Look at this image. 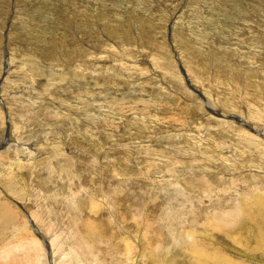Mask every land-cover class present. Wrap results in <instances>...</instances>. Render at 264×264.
Wrapping results in <instances>:
<instances>
[{
    "label": "rangeland",
    "instance_id": "obj_1",
    "mask_svg": "<svg viewBox=\"0 0 264 264\" xmlns=\"http://www.w3.org/2000/svg\"><path fill=\"white\" fill-rule=\"evenodd\" d=\"M75 6L76 8H74ZM83 12L86 14L91 12L88 15L95 18L89 23V27L95 26L98 38L95 37L96 41L94 42L100 47L93 45L92 40H89L91 33L87 27L88 24L85 25L84 17L87 15H84ZM68 18L70 21L67 20ZM177 23L179 25L176 26ZM177 30L189 39L198 40L199 45H202L200 49L205 51L204 54L196 53L199 59L204 61L200 60V70L205 67L209 70L218 68L214 63L215 55H212L211 52L217 53L225 49L223 51L225 54L232 53L235 58L231 61L230 70L234 73H232L233 78H236L235 84L233 85V82H230L225 76L226 84L223 86L210 85L208 87V79L201 77L203 72H191L186 69V65L183 63V66L179 61L178 51L172 47L174 43L172 36L178 34L174 33ZM118 31L126 44L135 46L134 52L139 49L145 52V54H137V61L139 65L143 66L146 65L144 57L149 56L150 60L151 55L147 52H152L153 59L158 58L152 48L153 37L151 36L159 34L157 42L160 55L164 57L161 65L167 72L173 73L172 71L175 70L178 74L167 73V77L172 79L163 80V84L160 86H157L158 83L153 85L148 81L147 76L133 79L136 83L142 80L141 88H135L136 85L133 82L128 84L126 75L121 76L120 73L112 69L110 63L113 58L103 57L101 54V51H104L101 48L106 45V42L119 48L117 40H115V34ZM86 32L89 34L87 35ZM125 35L126 37H124ZM143 37L144 39H142ZM89 44L90 46H88ZM75 49L79 54L77 57L84 58L69 61L67 56L72 54ZM149 49L150 51H148ZM95 55L97 56L95 57ZM123 55L120 49L119 56L123 58ZM81 61L87 62L78 66L80 72L77 74L71 72V63L76 67L77 63ZM225 63L222 64V67L225 66ZM78 74L80 75L78 76ZM73 76H76L75 79ZM92 77L94 78L91 80ZM244 78L247 80L246 82ZM192 80L194 83H190ZM166 83V87H169L166 88L168 91L165 89ZM202 84L207 86H202ZM263 86L264 0H0V142L3 140H12V144L19 142L9 151L0 145V201L11 207L19 219L22 217V222L25 221L24 216L17 210L28 214H33L31 212L33 209H56L59 213L68 211L71 224L75 219L80 222V225L79 223L75 224L80 236L83 239L91 238L89 240L92 243L98 244L99 241H103L105 244L99 249L105 252V257H111L115 262L119 261L120 264H152L153 261L149 258L151 252L155 255L153 250L157 243L164 248L163 251L159 250L160 253L157 256L165 264L164 262H168L170 255H177L180 248L188 247L185 236L188 233L192 234L194 230L197 232L195 235L199 242H204L201 237V235L204 236L203 232L209 231L208 233L213 234V239L208 238L204 242L211 243L207 246L212 248L209 249L210 251L214 250L213 253L218 251L231 260L243 264H264V253L254 254L247 247L245 248L243 241L247 235L243 230L245 227L244 215H246L244 209L246 208H240L241 212L238 210L240 206L237 205L243 204L241 199L245 195L253 193L254 197H251L254 202L257 197L262 196L256 192V188H261L264 191V159L260 158V155L255 152L256 150L253 152L247 143L219 130L218 125L212 122V117H205L208 111L200 107L204 100L192 91V88H197L196 90L205 94L203 96L210 103L213 102L211 98H207L208 92L218 93L216 94L218 100L216 104L228 102L231 108H237L236 114L244 120H248L246 115L251 113L253 117L258 118L255 122L261 127L264 125ZM218 90H223L224 95ZM191 93L196 98L189 97ZM246 95H251V100L250 97H245ZM202 98L204 99V97ZM117 108L118 110H116ZM71 110L74 111L70 112ZM77 112L79 114H76ZM63 113L66 115L63 116ZM108 113L111 114H109L111 117ZM233 116L236 117V115ZM76 117L82 118L78 122ZM133 120L135 123H132ZM140 120L142 121L140 122ZM210 123H212L211 126ZM134 124L135 127L137 126L136 128L133 126ZM199 125L200 128L196 127ZM79 127H81L80 130ZM207 127L210 129L207 130ZM137 128L140 129L135 132ZM261 128L263 129L264 126ZM187 135L192 139L186 138ZM176 138L178 139L174 140ZM100 139L104 144L99 141ZM196 142H199V146ZM191 147L193 152L190 151ZM34 148H38L39 152H35L32 156L31 151ZM55 148L58 149V159H56ZM184 149L188 150L187 154ZM241 151L244 155L248 153L250 159L244 156ZM47 153L49 155H46ZM70 153L73 155L69 156ZM147 155L149 156L147 157ZM210 156L213 157V160L208 158ZM244 157L246 159H243ZM40 158H45L46 163L40 161ZM50 161L53 165L49 163ZM17 162L20 163V166L16 165ZM11 164L14 176L13 174L10 176L6 172L11 168ZM248 173H250L249 176ZM2 174L4 175L2 176ZM33 181L34 183H32ZM25 183H27L26 186ZM237 185L239 186L236 187ZM27 187L30 188L31 193L33 192L30 196ZM84 187L90 189L94 196L91 198L87 196ZM31 189L33 190L31 191ZM42 189H47L49 194L58 192L62 196L70 195L72 197L74 194H78L76 202L79 210L64 208L57 203V200L53 201L55 204L52 205V202L46 201ZM11 192L23 199L12 197ZM106 196H111L108 202L116 216L117 226L120 225L119 228L115 225L111 226L107 219L102 220L104 211L102 209L106 208L100 204V201L106 200ZM236 196L238 197L236 198ZM247 199L246 201L251 202V199ZM58 201L61 200L58 199ZM94 201L99 202V212H93V208L90 209L91 202L92 204L96 203ZM232 210L241 213L237 218H231L234 220L239 218L232 224L235 226L232 231L233 236L243 245L228 239L220 230L214 231L209 221L205 225L208 227L206 229L208 231H204L202 228L207 212H216L217 216L218 213L227 215L226 213ZM105 214L109 216L110 212ZM45 216L48 217V221H52L49 214ZM90 220L91 225L95 226L91 231L86 227V223ZM144 220L145 222H143ZM183 226L186 231L181 228ZM25 227L28 231L30 227L34 229L33 226ZM100 228L103 230L102 233L96 231ZM119 231L121 232L119 233ZM175 231L178 235L184 233V239L178 240L179 244L172 239ZM112 232L119 233L125 241L135 245L132 254L128 253L126 249H123L120 255L115 252V243L110 238ZM30 233L31 231H29ZM22 236L26 237V234L23 233ZM130 236L132 238L129 239ZM4 241V236H0V245ZM228 245L229 247H226ZM261 245H264V242ZM43 246L45 252L52 255L51 258L47 257L49 264L50 261L51 264H54L55 262L52 261H55L54 252L50 247V241L47 240L46 245ZM98 247L99 245L92 249L94 253H99ZM174 249L173 253L166 255V251ZM137 253L142 255L141 260L136 257ZM128 259L132 262L127 261Z\"/></svg>",
    "mask_w": 264,
    "mask_h": 264
},
{
    "label": "bare ground",
    "instance_id": "obj_2",
    "mask_svg": "<svg viewBox=\"0 0 264 264\" xmlns=\"http://www.w3.org/2000/svg\"><path fill=\"white\" fill-rule=\"evenodd\" d=\"M105 5V4H104ZM76 8V6L74 7ZM78 8V7H77ZM82 8V7H81ZM86 9V8H85ZM93 10V9H92ZM238 10V9H237ZM90 11V10H89ZM94 12V11H93ZM80 14V12H78ZM84 13V12H83ZM82 13V14H83ZM86 13H84L85 15ZM88 14H91L88 13ZM86 14L87 16L84 17V22L86 23L85 25L88 24V28H89V32L91 33V39L89 38V40H92V44L93 45H97L94 41L95 40V37L98 38V35H97V31L94 27H89V23H91L92 20H94L95 18H93V16L91 15H88ZM246 15V14H245ZM72 17V15H70ZM97 16V15H96ZM78 17V16H76ZM83 17V16H82ZM95 17V16H94ZM74 18V17H73ZM75 19V18H74ZM81 19V18H80ZM102 19V18H101ZM188 19V18H187ZM67 20L70 21V19L68 18ZM78 20V19H77ZM76 20V21H77ZM79 22H82V21H79ZM69 23V22H68ZM100 23V22H99ZM143 23V22H142ZM181 23V21H180ZM186 23V22H185ZM101 24V23H100ZM167 24V23H166ZM183 24V23H182ZM65 25V24H64ZM71 25V22L69 24V26ZM179 25V23L176 24V26ZM73 26V25H72ZM81 26V25H80ZM104 26V25H103ZM110 26V25H109ZM137 26L139 27V25L137 24ZM175 26V25H174ZM101 27V25H100ZM131 27V26H130ZM208 27V26H207ZM184 28V27H183ZM186 30V29H185ZM104 31V30H103ZM140 31V30H139ZM105 32V31H104ZM87 35L89 34L88 32H86ZM130 33V32H129ZM132 33V32H131ZM130 33V34H131ZM174 33H178L176 36H172L173 37V45L172 47L178 51V57L179 58V61L180 63L183 65V63L186 65L185 68L186 69H189L191 72H203V76L201 77H204V78H207L208 80V87H210V85H215V86H223L225 83L224 81V77L227 76L229 81L230 82H233V85L235 84V79L236 78H233L234 77V73L231 72L230 70V67H231V61L235 58L234 55L232 53H226L223 52V51H219L217 53L215 52H211L212 55H215V65L218 67L216 70H212L210 68H203L202 70H200V60L199 57L197 56V52H201L202 54H204V50L200 49V47L202 45H199L198 43V40L194 41L193 39H189L187 38V36L182 33L179 32V30L177 31H174ZM70 34V33H69ZM83 35V34H82ZM75 36V35H74ZM101 36V35H100ZM105 37V35H103ZM159 34L156 35V36H151L153 37V47L154 48V51L156 52L158 58H154L153 59V55L149 52H147L150 56V60L148 59V57H144L145 60H146V65L143 66V65H139V62L137 61V54H145L144 51L142 50H138V51H135L134 52V48L135 46H132V45H129V44H126L122 38V35L120 33V31H118V33L115 34V40H117V45L119 46V48L117 47H114V46H111L108 44V42H106V45L103 46L101 48V50L103 49L104 51H101V54L102 56H110L111 58H113L112 62L110 63L112 65V69L113 70H116V72L120 73L121 76L123 75H126L127 79H126V82H133L136 87L135 88H138L141 86H143V82L142 80L141 81H138L137 83L133 81V79L135 77H145L147 76L148 77V81H150L153 85L155 83H158L157 86H160L162 85V81L163 80H166V81H169L170 78L167 77V72L164 67L161 65L164 61V57L162 55H160V51H159V45H158V42H157V38H158ZM163 36V35H162ZM194 36V35H193ZM80 37V36H79ZM82 37V36H81ZM88 37V36H87ZM126 37V35L124 36ZM165 37V36H164ZM75 38V37H74ZM86 38V37H85ZM132 38V37H131ZM61 39V38H60ZM77 39V38H75ZM80 39V38H78ZM144 39V37L142 38ZM162 39H164L162 37ZM185 39V41H184ZM107 40V39H106ZM113 40V39H112ZM139 40V38H138ZM100 41V40H99ZM108 41V40H107ZM110 41V39H109ZM132 41V40H131ZM145 41V40H144ZM202 41V40H201ZM84 42V41H83ZM62 43V42H61ZM91 43V42H89ZM111 43V42H110ZM151 43V42H150ZM167 43V42H166ZM88 44V43H87ZM91 44V45H92ZM169 44V43H168ZM61 45V44H60ZM59 45V46H60ZM64 45V44H63ZM81 45V43H80ZM170 45V44H169ZM90 46V44L88 45ZM151 46V45H150ZM64 47V46H63ZM96 47V46H95ZM97 47H100L97 45ZM96 47V48H97ZM145 47V46H144ZM148 47V46H146ZM82 48V47H80ZM79 48V49H80ZM202 48V47H201ZM58 49V48H57ZM84 49V48H82ZM91 49V48H90ZM98 49V48H97ZM120 49L122 50L123 52V58H121L119 56V51ZM151 49V48H150ZM150 49L148 51H150ZM171 49V48H170ZM206 49V48H205ZM87 50V49H86ZM100 50V49H99ZM145 50V49H144ZM74 51V50H73ZM80 51V50H79ZM85 51V50H84ZM83 51V52H84ZM90 52V50H88ZM93 51V50H92ZM91 51V52H92ZM171 51V50H170ZM71 52V51H70ZM69 52V53H70ZM77 49H75V51L70 54L71 55V58H70V55L67 56V59L69 61L71 60H74V59H77V58H84L82 56L80 57H77L79 54H77ZM88 52V54H89ZM144 52V53H143ZM81 53V52H80ZM87 53V52H86ZM96 53V52H95ZM82 54V53H81ZM80 54V55H81ZM93 54V53H91ZM99 54V53H98ZM208 54V53H207ZM136 55V57H135ZM199 55V54H198ZM28 56V55H27ZM85 56V55H84ZM91 56V55H90ZM97 55H95L96 57ZM146 56V55H145ZM94 57V55H93ZM143 57V56H142ZM206 58V56H204ZM208 57V56H207ZM211 57V56H210ZM28 58V57H27ZM92 58V57H91ZM143 58V60H144ZM171 58V57H170ZM59 59V58H58ZM99 59V58H98ZM204 59V58H203ZM208 59V58H207ZM211 59V58H209ZM250 59V58H248ZM96 60V59H95ZM110 60V59H109ZM168 60V59H167ZM245 60V59H244ZM124 61V62H122ZM141 61V60H140ZM151 61V62H149ZM203 61V60H201ZM211 61V60H210ZM63 62V61H62ZM87 61H81V62H78L77 63V66L75 67V64H72L70 65V68H71V72H73L74 74H77L79 71V65H81L82 63L86 64ZM96 62V61H95ZM103 62V61H102ZM127 62V63H125ZM145 62V61H143ZM177 62V61H175ZM204 62V61H203ZM225 63V66L222 67V64ZM247 62V61H246ZM249 62V61H248ZM252 62V61H251ZM142 63V61H141ZM95 64V63H93ZM109 64V63H108ZM178 64V63H176ZM203 64V63H202ZM206 64V63H204ZM23 65V64H22ZM27 65V64H26ZM207 65V64H206ZM213 65V64H212ZM211 65V66H212ZM243 65V64H242ZM248 65V64H247ZM250 65V63H249ZM252 65V63H251ZM254 65V64H253ZM67 66V65H66ZM88 66V65H87ZM184 66V65H183ZM202 66V65H201ZM210 66V67H211ZM214 66V65H213ZM97 67V66H96ZM111 67V66H110ZM246 67V66H245ZM109 68V67H108ZM184 68V69H185ZM182 69V68H181ZM89 70V69H88ZM96 70V69H95ZM111 70V69H110ZM247 70V69H246ZM69 72H70V69H69ZM111 73V71H109ZM173 73H169L170 75H175V74H178L175 70L172 71ZM241 72V71H240ZM240 72L238 74H240ZM92 73V72H91ZM102 73H103V70H102ZM233 73V74H232ZM69 74V73H68ZM72 74V73H70ZM101 74V73H100ZM250 74V73H248ZM247 74V75H248ZM251 74H254V73H251ZM32 76H34L33 73H31ZM61 75V74H60ZM80 74H78L79 76ZM82 75V74H81ZM99 75V74H98ZM97 75V76H98ZM116 75V74H115ZM169 75V76H170ZM190 75V74H189ZM192 75V74H191ZM236 75V74H235ZM245 75V74H243ZM255 75V74H254ZM253 75V76H254ZM83 76V75H82ZM89 76V75H88ZM96 76V75H95ZM94 76V77H95ZM96 76V77H97ZM101 76V75H100ZM104 76V75H103ZM102 76V77H103ZM107 76V75H106ZM113 76V75H112ZM197 76V75H196ZM195 76V77H196ZM241 76V75H240ZM69 77L72 78V76L69 75ZM76 76H73V78L75 79ZM92 77L91 80L94 78ZM125 77V76H124ZM146 77V78H147ZM250 77V76H249ZM252 77V76H251ZM90 78V76H89ZM174 78V77H173ZM188 78V77H187ZM238 78V77H237ZM100 79V78H99ZM172 79V78H171ZM176 79V78H175ZM245 79V78H244ZM79 80V79H78ZM87 80V79H86ZM104 80V79H103ZM113 80V79H112ZM174 80V79H173ZM252 80V78H251ZM255 80V79H254ZM62 81V80H61ZM83 81V80H82ZM94 81V80H93ZM98 81V79H97ZM101 81V80H100ZM108 81V80H107ZM241 81V80H240ZM244 81V80H243ZM242 81V82H243ZM247 80L245 79V82ZM260 81V80H259ZM38 82V81H37ZM63 82V81H62ZM109 82V81H108ZM176 82V81H175ZM182 82V81H181ZM238 82V81H236ZM115 83V82H114ZM146 83H149V82H146ZM180 83V82H179ZM190 83H194L193 80L192 82ZM244 83V82H243ZM242 83V84H243ZM49 84V83H48ZM99 84V83H98ZM105 84V83H104ZM109 84V83H108ZM260 84V83H259ZM263 84V83H261ZM96 85V84H95ZM116 85V84H115ZM113 85V86H115ZM147 85V84H146ZM149 85V84H148ZM197 85V84H195ZM200 85V84H199ZM205 84H202V86H204ZM232 85V87H233ZM241 85V84H240ZM239 85V86H240ZM248 85V84H247ZM41 86V85H40ZM167 86V83L165 85V89L169 88V87H166ZM207 86V85H205ZM238 86V87H239ZM42 87V86H41ZM183 87V86H182ZM236 87V86H235ZM245 87V86H244ZM264 87V86H263ZM184 88V87H183ZM192 88V87H191ZM241 88V87H240ZM166 89V90H167ZM197 89V88H196ZM194 88H192V91H194L195 93H197L200 98L202 100H204V102L201 104L202 108H205L208 112L207 114L205 115V117H212V122H214L216 125H218L217 127H219L218 129L221 130V131H224L225 134H228V135H231V136H235L239 141H243L245 143H247V145H249V147L253 150H256L255 152L258 153L260 155V158L261 159H264V128L262 129L261 127L263 126H258V124L255 122L256 120H258V118H255L253 117V115L251 113H249V115H246L248 117V120H244L243 118H241L237 113V108L234 107V108H231L228 104V102H225L224 104H216V102H218V100L216 99V94H214L213 92H208V97L207 98H211V101L213 103H210L208 100L205 99V94L203 93H200L198 90H196ZM206 89V88H205ZM242 89V88H241ZM204 90V89H203ZM86 91V90H85ZM168 91V90H167ZM171 90L169 89V92ZM185 91V90H184ZM187 91V90H186ZM219 92H221V94L223 93L224 95V91L223 90H218ZM164 92V91H163ZM168 92V93H169ZM173 92V91H172ZM206 92V90H205ZM86 93V92H85ZM187 93V92H186ZM207 93V92H206ZM244 93V91H243ZM165 94V93H164ZM237 94H239L237 92ZM245 94V93H244ZM243 94V96H244ZM248 94V93H247ZM25 95V94H24ZM23 95V96H24ZM264 95V94H263ZM22 96V95H21ZM46 96V95H45ZM218 96V95H217ZM248 95H246L245 97H247ZM251 96V95H250ZM248 96V98L250 97ZM189 97H195V95H193L191 93V95ZM204 97V99L202 98ZM219 97V96H218ZM217 97V98H218ZM243 97V98H245ZM198 98V99H200ZM252 97H250V100H251ZM172 99H174L172 97ZM224 99V98H223ZM177 100V99H176ZM222 100V99H221ZM261 101V100H260ZM114 102V101H113ZM195 102V101H194ZM251 102V101H250ZM246 103V102H245ZM249 103V102H248ZM247 103V104H248ZM251 103H254V102H251ZM122 104V103H121ZM176 104V103H175ZM115 105V104H114ZM200 105V104H199ZM246 106V105H245ZM255 106V105H254ZM87 107V106H86ZM242 107V106H241ZM248 107V106H247ZM72 108V107H71ZM121 108V107H120ZM134 108V107H133ZM244 108V107H243ZM135 109V108H134ZM212 109V110H210ZM242 109V108H241ZM262 109V108H261ZM94 110V109H93ZM97 110H98V107H97ZM100 110V109H99ZM118 110V108L116 109ZM146 110V109H145ZM260 110V109H259ZM74 111V110H73ZM72 110L70 112H73ZM79 111V110H78ZM101 111H106V110H101ZM109 111V110H108ZM134 111V110H133ZM197 112V111H196ZM220 112V113H218ZM245 112V111H244ZM243 112V113H244ZM67 113V112H66ZM126 113V112H125ZM138 113V112H136ZM198 114H200L199 112H197ZM258 113V112H257ZM264 113V112H263ZM262 113V114H263ZM58 114V113H57ZM61 114V113H60ZM64 114V113H63ZM68 114V113H67ZM71 114V113H69ZM76 114H79L78 112ZM95 114V113H94ZM110 113H108L109 115ZM241 114V113H240ZM246 114V113H245ZM62 115V114H61ZM66 114H64L63 116H65ZM111 115V114H110ZM109 115V116H110ZM208 115V116H207ZM233 115H236V117H234ZM59 116V115H58ZM72 116V115H71ZM73 116H75L73 114ZM82 116V115H81ZM137 116V115H136ZM255 116V115H254ZM52 117V116H51ZM70 117V116H69ZM83 117V116H82ZM80 117V118H82ZM111 117V116H110ZM142 117V116H141ZM159 117V116H158ZM257 117V116H256ZM67 118V117H66ZM73 119L75 117H72ZM77 118V117H76ZM79 117L77 118L78 122L79 120H81ZM103 119V117H101ZM136 118V117H135ZM202 118V117H201ZM200 118V119H201ZM246 118V117H245ZM10 120V119H9ZM65 120V119H64ZM76 120V119H75ZM101 120V119H100ZM120 120V119H119ZM124 120V119H123ZM131 120V119H130ZM159 120V119H157ZM264 120V119H263ZM105 121V120H104ZM103 121V122H104ZM134 121V120H133ZM142 120H140L141 122ZM260 121H262L260 119ZM15 122V121H14ZM13 122V123H14ZM68 122V121H67ZM71 122V121H69ZM78 122H77V125H78ZM97 122V121H96ZM110 122V121H109ZM113 122V121H112ZM105 123V122H104ZM127 123V122H126ZM132 123H135L132 122ZM209 123V122H208ZM263 123V122H262ZM262 123H259V124H262ZM82 124V123H81ZM99 124V123H98ZM102 124V123H100ZM123 124V123H122ZM128 124V123H127ZM131 124V123H130ZM129 124V125H130ZM264 124V123H263ZM24 125V124H23ZM76 125V126H77ZM142 125V124H141ZM140 125V126H141ZM146 125V124H145ZM195 125V124H194ZM202 125V124H201ZM205 125V124H204ZM212 125V123H210V126ZM9 126V124H8ZM79 126V125H78ZM77 126V128H78ZM127 126V125H126ZM135 127V124L133 125ZM206 126V125H205ZM14 127V126H13ZM25 127V126H23ZM88 127V126H87ZM137 127V126H136ZM135 127V128H136ZM139 127V126H138ZM196 127H199L200 128V125L199 126H196ZM214 127V125H213ZM260 127V128H258ZM10 128V127H9ZM16 128V127H14ZM26 128V127H25ZM120 128V127H119ZM202 128H204L202 126ZM201 128V129H202ZM215 128V127H214ZM237 128V129H236ZM76 129V128H75ZM81 129V127H79V130ZM89 129V128H88ZM115 129V128H114ZM138 129L140 128H137L135 129V132L137 131L138 132ZM210 129V128H209ZM208 127H207V130H209ZM216 129V128H215ZM20 130V129H19ZM97 130V129H96ZM213 130V129H212ZM87 131V130H86ZM92 131V130H91ZM134 131V130H133ZM140 131V130H139ZM4 132V130H3ZM6 132V130H5ZM18 132V131H17ZM16 132V133H17ZM69 133V132H68ZM88 133V132H87ZM91 133V132H90ZM89 133V134H90ZM95 133V132H94ZM129 133V132H128ZM1 134V133H0ZM20 134V133H19ZM38 134V133H37ZM100 135V134H99ZM119 135V134H118ZM186 135V134H185ZM189 135H192V134H189ZM195 135V134H194ZM202 135V134H201ZM22 136V135H21ZM69 136V135H68ZM132 136V134H131ZM136 136V135H135ZM178 136V135H177ZM197 136V135H195ZM199 136V135H198ZM34 137V136H33ZM176 137V136H174ZM181 137V136H180ZM186 138H188L189 136H185ZM184 137V138H185ZM193 137V136H192ZM120 138V137H119ZM169 138V137H168ZM179 138V136H178ZM178 138L174 139V140H177ZM182 138V137H181ZM191 137H189V140H190ZM195 138V137H194ZM193 138V139H194ZM200 138V137H199ZM20 139V138H19ZM24 139V138H23ZM26 139V138H25ZM24 139V140H25ZM39 139V138H38ZM173 139V138H172ZM183 139V138H182ZM192 139V138H191ZM202 140V138H200ZM102 139H100L99 141H101ZM105 140V139H103ZM115 140V139H114ZM117 140V139H116ZM180 140V138H179ZM2 141V140H1ZM65 141V140H64ZM192 141V140H191ZM196 141V140H195ZM193 141V142H195ZM227 141V140H225ZM36 142V141H35ZM109 142V140H108ZM200 142V141H199ZM199 142L197 143V145L199 146ZM224 142V140H223ZM236 142V141H235ZM13 141L12 140H3L2 142H0V145L2 146L3 149L5 150H11V148H13L14 146H17V142L16 144H12ZM34 143V142H33ZM38 143V142H36ZM40 143V142H39ZM38 143V144H39ZM103 143V142H102ZM101 143V144H102ZM191 143V142H190ZM229 143V142H228ZM104 144V143H103ZM207 144V142L205 143V145ZM223 144V143H222ZM241 144V143H240ZM244 144V143H243ZM22 145V144H21ZM49 145V144H48ZM51 145V144H50ZM110 145V144H108ZM119 145V144H118ZM126 145V144H125ZM189 145V144H188ZM193 145V144H192ZM209 145V143H208ZM220 145V144H219ZM225 145V144H224ZM20 146V144H19ZM18 146V147H19ZM41 146V145H39ZM52 146V145H51ZM50 146V148H51ZM120 146H121V143H120ZM212 146V145H211ZM215 146V145H214ZM245 146V145H244ZM42 147V146H41ZM53 147V146H52ZM62 147V145H61ZM179 147V146H178ZM190 147V146H189ZM224 147V146H223ZM25 148V147H24ZM60 148V147H59ZM184 148V147H183ZM197 148V147H196ZM27 149V148H26ZM66 149V148H65ZM118 149V148H117ZM127 149V148H125ZM187 149V148H186ZM192 147H191V150L192 151ZM198 149V148H197ZM218 149V148H217ZM241 149V148H240ZM18 150V149H17ZM25 150V149H24ZM181 150V148H180ZM183 150V149H182ZM203 150V149H202ZM207 150V149H206ZM211 150V149H210ZM242 150H245V149H242ZM29 151H31L29 149ZM46 151V150H45ZM54 151L57 153L58 149H54ZM70 151V150H69ZM124 151V150H123ZM178 151H179V148H178ZM184 151H186L184 149ZM183 151V152H184ZM188 151V150H187ZM187 151H186V154H187ZM208 151V150H207ZM219 151V150H218ZM247 151V149H246ZM245 151V152H246ZM249 151V150H248ZM38 153L39 150L38 148H34L33 151H31V154L32 156H34V154ZM145 152V151H144ZM182 152V151H181ZM180 152V153H181ZM182 152V153H183ZM193 152V151H192ZM198 152V150H197ZM242 154H243V151H241ZM54 153V152H53ZM66 153V152H64ZM147 153V152H146ZM145 153V155H146ZM152 153H155V152H152ZM190 153V152H188ZM63 154V153H61ZM68 154V153H67ZM91 154V153H90ZM167 154V153H166ZM179 154V153H178ZM178 154H176L178 156ZM192 154V153H191ZM221 154V152H220ZM233 154V153H232ZM248 154V153H247ZM244 155V156H247L248 155ZM46 155H49V153H47ZM66 155V154H65ZM73 153H70L69 156H72ZM170 155V154H168ZM172 155V154H171ZM180 155V154H179ZM194 155V154H193ZM39 156V155H38ZM149 155H147L148 157ZM151 156V155H150ZM174 156V155H173ZM182 156V155H181ZM186 156V155H184ZM197 156V155H196ZM194 156V157H196ZM213 156V155H212ZM210 156L208 157L209 159L213 160V157ZM27 157V156H26ZM51 157V156H50ZM91 157V155H90ZM156 157V156H155ZM160 157V156H159ZM180 157V156H178ZM203 157V156H202ZM215 157V156H214ZM252 157V156H251ZM38 158V157H37ZM161 158V157H160ZM163 158V157H162ZM228 158V157H227ZM249 158V157H248ZM247 158V159H248ZM253 158V157H252ZM254 161V159H252ZM258 158V156H257ZM49 159V158H47ZM56 159H58V153H57V157ZM65 159V158H63ZM67 161H68V158H66ZM72 159V158H70ZM165 159V158H164ZM163 159V160H164ZM205 159V158H204ZM234 159V158H233ZM243 159H246V157H244ZM250 159V158H249ZM248 159V161H249ZM37 160V159H36ZM162 160V159H161ZM181 160V159H180ZM222 160V159H221ZM250 160V161H251ZM40 161H44L46 163V160L45 158L42 159L40 158ZM110 161V160H109ZM225 161V160H224ZM223 161V162H224ZM238 161V160H237ZM236 161V162H237ZM262 161V160H261ZM36 162V161H35ZM69 162V161H68ZM15 163V162H14ZM51 165L52 162L50 161L49 162ZM72 163V161H71ZM109 163V162H108ZM228 163V162H226ZM246 163V162H245ZM251 163V162H250ZM249 163V164H250ZM9 164V163H8ZM20 163L17 162L16 165H19ZM34 164V163H33ZM38 164V163H37ZM40 164V163H39ZM224 164V163H223ZM232 164V163H230ZM259 164V163H258ZM15 165V166H16ZM35 165V164H34ZM233 165V164H232ZM239 165V164H238ZM248 165V164H247ZM20 166V165H19ZM95 166V164H94ZM227 166V165H226ZM249 166V165H248ZM264 166V165H263ZM7 167V166H6ZM30 167V166H29ZM32 167V166H31ZM60 167V166H58ZM96 167V166H95ZM122 167V166H121ZM242 167V166H241ZM9 168V167H8ZM34 168V167H33ZM104 168V167H103ZM230 168V167H229ZM245 169L247 168L246 166L244 167ZM18 169V168H17ZM20 169V168H19ZM64 169V168H63ZM67 169V168H66ZM244 169V170H245ZM252 169V168H251ZM29 170V169H28ZM32 170V169H31ZM60 170V169H59ZM58 170V171H59ZM74 170V169H73ZM238 170V168H237ZM241 170V168H240ZM56 171V170H54ZM77 171V170H76ZM75 171V172H76ZM247 171V170H246ZM245 171V172H246ZM252 171V170H251ZM8 174H10V176L13 174L14 176V170L12 169V164H11V168H9L7 171H6ZM5 172V173H6ZM96 172V171H95ZM18 173V172H17ZM20 173V172H19ZM101 173V172H100ZM254 173V171L252 172V174ZM29 174V173H28ZM32 174V173H31ZM34 174V173H33ZM59 174V172H58ZM97 174V172L95 173ZM178 174V173H177ZM246 174V173H245ZM4 174H2L3 176ZM20 175V174H18ZM23 175V174H22ZM21 175V176H22ZM102 175V174H101ZM163 175V173H162ZM250 175V173H248V176ZM258 175V174H257ZM25 176V175H24ZM30 176V175H29ZM35 176V175H34ZM33 176V177H34ZM41 176V175H40ZM168 176V175H167ZM174 176V175H173ZM1 177V176H0ZM78 177V176H77ZM124 177V176H123ZM126 177V176H125ZM162 177V176H161ZM37 178V177H36ZM80 178V177H79ZM167 178V177H166ZM19 179V178H18ZM24 179V178H23ZM63 179V178H62ZM7 180V179H6ZM40 180V179H39ZM42 180V179H41ZM40 180V181H41ZM26 181V179H25ZM30 181V179H29ZM50 181V180H49ZM97 181V180H96ZM122 182V181H120ZM18 183V182H17ZM30 182H28L29 184ZM34 183V181L32 182ZM123 183V182H122ZM19 184V183H18ZM27 183H25V186H26ZM36 184V183H35ZM34 184V185H35ZM134 184V183H133ZM20 185V184H19ZM30 185V184H29ZM28 185V186H29ZM33 185V186H34ZM78 185H80L78 183ZM120 185V184H119ZM152 185V184H151ZM240 185V184H239ZM239 185H237L236 187H238ZM31 186V185H30ZM29 186V187H30ZM49 186V185H48ZM81 186V185H80ZM242 186V185H241ZM240 186V188H242ZM106 187V186H105ZM151 187V186H150ZM1 188V187H0ZM24 188V187H23ZM39 188V186H38ZM100 188V186H99ZM134 188V187H133ZM154 188V187H153ZM250 188V187H249ZM30 188L27 187V190H29ZM115 189V188H114ZM180 189V188H179ZM235 189V188H234ZM255 189V188H254ZM33 189H31L32 191ZM44 190V191H43ZM164 190V188H163ZM4 191V190H3ZM244 191V190H243ZM24 192V191H23ZM28 192V191H27ZM84 192L87 196H89L90 198L93 197L94 195L92 194L91 190L90 189H86L84 187ZM103 192V190H102ZM253 192V191H252ZM256 192H259L260 193V196L261 197H257L256 201L254 202L252 199L251 196H253V193L252 195H245L241 201H243L242 203L243 204H237L239 207L238 210H240V208H246L244 209L245 212H246V215H244V233L246 232V235L247 237H244V243H245V248L247 247L251 253H264V245H261L263 244L264 242V191L261 189V188H256ZM22 193V192H21ZM29 196L30 194H33V192L31 193L30 190H29ZM42 193L43 195L45 196L46 198V201L47 202H52V205L55 204V202L53 203V201H56L57 200V203L61 206H63L64 208H73L76 209V210H79L78 208V205H77V197H78V194H74L72 197L70 195H67V196H62L60 193L58 192H55L54 194H51L53 192H51L50 194L47 192V189H42ZM71 193V192H70ZM235 193V192H234ZM3 194V193H2ZM100 194V193H99ZM251 194V193H250ZM8 195V194H7ZM10 195L12 197H16V198H22L18 195H16L15 193L11 192ZM22 195V194H20ZM26 195V194H25ZM28 195V194H27ZM81 195V194H79ZM151 195V194H150ZM242 195V194H241ZM240 195V196H241ZM9 196V195H8ZM258 196V195H257ZM1 197V196H0ZM33 197V196H31ZM65 197V198H63ZM111 197V196H109ZM108 196H106V200H98L100 201V204H102V206H105L106 209H102L104 210L103 211V215H102V220L103 219H107L109 221V223L112 225H115L117 226V223H116V220H115V217L112 210H111V206L108 202V199H109ZM238 196H236L237 198ZM254 197V196H253ZM7 198V197H6ZM100 198V197H99ZM249 198L251 199V202H248L246 201V199ZM23 199V198H22ZM58 199H60L61 201H58ZM104 199V198H103ZM114 199V198H113ZM245 199V200H244ZM248 200V199H247ZM10 201V200H9ZM96 202V203H93L91 202V206H90V209L92 210L93 208V212H99L100 211V206H99V202ZM253 201V202H252ZM118 203V202H117ZM236 205V206H237ZM8 205H6L5 203H2L0 201V236H4V243H2L0 245V264H15V263H18V264H49V259L47 257H50L51 256L49 254H47L44 250V246L43 245H46V242L47 240L50 241V247L53 249V252H54V260H52L53 262H55L54 264H120L119 261L115 262L111 257H105L106 254L103 250H100V246L104 245L105 243L103 241H99L98 244L97 243H92L89 239L85 238L83 239L81 236H80V232L77 230L75 224L79 223L80 225V222L75 219L73 221V223L71 224L70 223V219H69V212L68 211H64L62 213H59L56 209H46V210H43V209H33L31 212L33 214H28V213H23L21 211H18V213H22V216H24V219L25 221L22 222V217L19 219L17 214H15L12 210H11V207H7ZM144 207V206H142ZM15 208V207H14ZM16 209V208H15ZM141 209V207H140ZM260 209V210H258ZM143 210V209H142ZM141 210V211H142ZM145 210V209H144ZM16 211V210H15ZM26 211V210H25ZM140 211V210H139ZM241 211V210H240ZM102 212V211H101ZM106 212H110V215L107 216V214H105ZM242 212V211H241ZM76 213V212H75ZM139 213V212H138ZM183 213V212H181ZM204 213V212H203ZM206 213V212H205ZM49 214L50 217L52 218V221H48V217L45 216ZM96 214V213H95ZM98 214V213H97ZM176 214V213H175ZM227 215H223L221 213H218L217 216H216V212H207L205 214V219L203 221V223H205L203 225V230L204 231H208L206 230L208 227L205 226L207 225V222L209 221V223L212 225L214 231H218L220 230V232L224 233L226 235V237L230 240H232L233 242L239 244V245H243L239 240H237L234 236H233V231L232 229L235 228V226H233L232 224L235 222V221H238V219L234 220L232 219L231 217H238L241 215V213L239 212H235L234 210H232L231 212L229 213H226ZM80 215V214H79ZM204 215V214H203ZM230 215V216H228ZM83 216V215H82ZM138 217V216H137ZM160 217V216H159ZM185 217V216H183ZM189 217V216H188ZM79 218V217H77ZM84 218V217H83ZM142 218V217H140ZM194 218V217H192ZM241 218V217H240ZM19 219V220H18ZM120 219V218H118ZM117 219V220H118ZM168 219V218H167ZM18 220V221H17ZM51 220V219H50ZM137 220V219H136ZM141 220V219H140ZM149 220V219H148ZM161 220V219H159ZM183 220V219H181ZM185 220V219H184ZM188 220V219H186ZM197 220V219H196ZM121 221V220H120ZM119 222V221H118ZM145 222V220L143 221ZM178 222V220H177ZM181 222V221H179ZM187 223L189 221H186ZM185 222V224H186ZM104 223V222H103ZM120 223V222H119ZM137 223V222H136ZM148 223V222H147ZM170 223V222H169ZM193 223V222H192ZM130 224V223H129ZM140 224V223H138ZM173 224V223H172ZM181 224V223H180ZM217 224V225H216ZM236 224V223H235ZM137 225V224H136ZM141 225V224H140ZM177 225V224H176ZM187 225V224H186ZM25 226H33V228L30 227V230L31 233L29 234V231L27 230V227ZM120 226V225H119ZM119 226H117L119 228ZM130 226V225H129ZM242 226V225H241ZM22 227V228H20ZM86 227L88 228L89 231H91L95 226L91 225V220L89 222L86 223ZM179 227V226H177ZM238 227V226H237ZM123 228V227H122ZM121 228V230H122ZM144 228V227H143ZM170 228V227H169ZM185 230L184 226L181 227ZM11 229V230H9ZM175 229V228H174ZM190 229V228H189ZM142 230V229H141ZM96 231H100L101 233L103 232V230L100 228V230H96ZM118 231V230H117ZM135 231V230H134ZM153 231V230H152ZM173 231V230H172ZM186 231V230H185ZM193 231V229H192ZM212 231V230H211ZM121 231H119L120 233ZM126 232V231H125ZM124 232V233H125ZM164 232V231H163ZM176 232V233H175ZM175 235L172 237L173 241L176 240L177 243L179 244V241L178 240H183L184 239V236L183 234H177V231H175ZM209 232V231H208ZM208 232H203L202 234L204 236L201 235L202 239L204 242H206L205 239H213L214 236L213 234L211 233H208ZM26 234V237H23L22 235ZM46 233V234H45ZM85 233V232H84ZM112 232L111 233V240L115 243V252L120 255L121 251L123 249H126L128 253H131L132 254V251H134L135 249V245L132 244V243H129L128 241H125L121 235H119ZM127 233V232H126ZM125 233V234H126ZM143 233V232H142ZM141 233V234H142ZM167 233V232H165ZM197 232H194L192 234L188 233L185 238H186V243L188 244L187 248H180L178 251H177V255H170L169 256V259H168V262L165 261L164 263L165 264H243V263H240V262H236V261H233L231 260L228 256L226 255H223L221 254L220 252L218 251H215V253H213V251H210L212 248H210L209 246H207V244L211 245V243H204V242H199L198 241V237L195 235ZM201 233V232H200ZM240 233V232H238ZM237 233V234H238ZM154 234V233H153ZM168 234V233H167ZM171 234V232H170ZM177 234V235H176ZM186 234V233H185ZM215 234V233H214ZM221 234V233H220ZM241 234V233H240ZM148 235V234H147ZM218 235V234H217ZM84 236V235H83ZM94 236V235H93ZM124 236V235H123ZM151 236V235H150ZM159 236V235H158ZM23 237V238H22ZM25 238V239H24ZM132 238V236L129 237V239ZM219 238V237H217ZM133 240V239H132ZM143 240H144V237H143ZM140 241V240H139ZM142 241V240H141ZM185 241V240H184ZM13 242V243H12ZM131 242V241H130ZM135 242V241H134ZM171 242V241H170ZM220 242V241H219ZM154 243V242H153ZM140 244V243H139ZM151 244V243H150ZM172 244V243H171ZM216 244V243H215ZM222 244V243H221ZM225 244V243H224ZM3 245V246H2ZM98 247L99 249V253L97 254L96 252L94 253V251L92 250L94 247ZM155 245V243H154ZM146 246V245H145ZM173 246V245H172ZM222 246V245H221ZM139 247V246H138ZM226 247H229L226 246ZM237 247V246H236ZM242 247V246H241ZM141 248V247H140ZM95 249V248H94ZM149 249V247H148ZM162 249V251L164 250V248L159 244L157 243L155 245V250H153V252H155V255L152 254L151 252V257L149 258V260L153 261L152 264H163L161 262V260L159 259V257L157 256L159 252V250ZM168 249V248H167ZM166 249V250H167ZM210 249V250H209ZM228 249V248H227ZM232 249V248H231ZM234 249V248H233ZM243 249V248H242ZM142 250V249H141ZM225 250V249H224ZM151 251V250H150ZM161 251V252H162ZM175 251V249L173 251L171 250H168L166 251V255L170 254V253H173ZM246 251V250H244ZM225 252V251H224ZM23 253V254H22ZM147 253V252H146ZM244 253V252H243ZM242 254V253H241ZM147 256V255H146ZM250 256V255H249ZM136 257H139L140 260L142 258V255H140L139 253L136 254ZM110 258V259H109ZM120 258V257H119ZM147 258V257H146ZM108 259V260H107ZM51 260V259H50ZM103 260V261H102ZM134 260V259H133ZM138 260V258H137ZM235 260V259H234ZM127 261H130V259H128ZM147 261V259H146ZM150 261V262H151ZM126 262V261H125ZM132 262V261H130ZM137 262V261H136ZM140 262V261H139ZM145 263V262H144ZM50 264H51V261H50ZM130 264H133V263H130Z\"/></svg>",
    "mask_w": 264,
    "mask_h": 264
}]
</instances>
